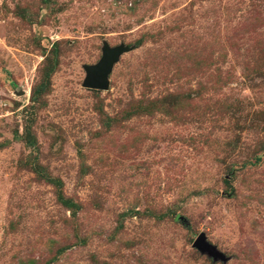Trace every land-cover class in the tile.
Instances as JSON below:
<instances>
[{
    "label": "rangeland",
    "instance_id": "374dc122",
    "mask_svg": "<svg viewBox=\"0 0 264 264\" xmlns=\"http://www.w3.org/2000/svg\"><path fill=\"white\" fill-rule=\"evenodd\" d=\"M0 264H264V0H0Z\"/></svg>",
    "mask_w": 264,
    "mask_h": 264
},
{
    "label": "water",
    "instance_id": "95a60500",
    "mask_svg": "<svg viewBox=\"0 0 264 264\" xmlns=\"http://www.w3.org/2000/svg\"><path fill=\"white\" fill-rule=\"evenodd\" d=\"M122 46L109 49L103 47L101 50V57L91 66H83L84 80L82 87L102 91L107 89V75L109 74L113 63L117 60L118 55L124 51ZM192 247L198 250L200 253L207 255L213 261L219 260L225 261L223 254L215 249L214 246L207 243L203 235H198L194 240Z\"/></svg>",
    "mask_w": 264,
    "mask_h": 264
}]
</instances>
